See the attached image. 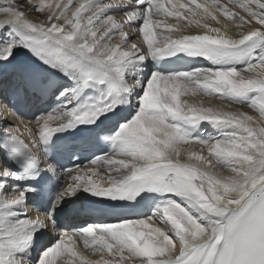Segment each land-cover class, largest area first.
<instances>
[{
    "label": "snow or ice",
    "instance_id": "snow-or-ice-1",
    "mask_svg": "<svg viewBox=\"0 0 264 264\" xmlns=\"http://www.w3.org/2000/svg\"><path fill=\"white\" fill-rule=\"evenodd\" d=\"M0 15V264H264V0H0ZM199 95L254 114L181 99ZM81 126L91 158L59 167L54 138ZM46 177L63 186L30 214ZM82 194L107 216L74 223L95 212L68 207Z\"/></svg>",
    "mask_w": 264,
    "mask_h": 264
},
{
    "label": "bare ground",
    "instance_id": "bare-ground-1",
    "mask_svg": "<svg viewBox=\"0 0 264 264\" xmlns=\"http://www.w3.org/2000/svg\"><path fill=\"white\" fill-rule=\"evenodd\" d=\"M117 2H120V0H117ZM173 2H176V3H181V2H187V0H173ZM198 3H204L205 0H197ZM70 15V13H69ZM31 19H33L34 21H40L43 19L42 16H39L37 14H33L30 16ZM119 18V17H118ZM3 19V16L0 15V20ZM162 19V17H161ZM169 21L172 20V18H168ZM189 34H194V33H189ZM218 100V99H216ZM189 103H193L191 101H188ZM195 103V102H194ZM223 103H225V105H227V102L226 101H223ZM228 106V105H227ZM41 108L42 106L40 107H37V108H33L31 109L30 111H27L25 113L26 115V118L27 119H34V116H35V113L38 112V111H41ZM230 108L234 109L236 108V110H239V111H243V112H248L249 114H254L253 111L251 109H249L248 107L246 106H239V105H232ZM225 110V109H224ZM233 111V110H232ZM40 113H38L37 115H39ZM53 127H55V125H53ZM209 131H211V129H209ZM181 149L183 152H188V151H192V152H199L200 150V146L195 144V143H190V144H186V145H182L181 146ZM182 159H186V157H182ZM217 171H221V169H219V167H217L216 169ZM100 174H104V169H100L99 170ZM63 177H60L59 180H60V188L63 186ZM13 183H17L16 181H13ZM30 194H28L29 196ZM86 197V194H82L78 200L75 201L74 204H69L68 207L71 208L73 206H84L86 208L87 205L85 204L84 202V199ZM32 201V196H29V203ZM29 212L30 214H35L33 211H31V208L29 206ZM92 216L89 214V215H84V216H81V217H77V218H74L73 222L74 223H78V222H82L84 220H86L87 218L90 219ZM75 249L77 251V254H78V257L79 256H83V257H87L88 259H95L96 257L93 256L90 251L88 249H85L82 242L81 243H78L77 245H75ZM71 258L68 257L66 254H61V257L58 258V261H57V264H61V261L64 262V264H69Z\"/></svg>",
    "mask_w": 264,
    "mask_h": 264
},
{
    "label": "rangeland",
    "instance_id": "rangeland-1",
    "mask_svg": "<svg viewBox=\"0 0 264 264\" xmlns=\"http://www.w3.org/2000/svg\"><path fill=\"white\" fill-rule=\"evenodd\" d=\"M182 100H188V101H191V102H195V103H200V102H203L205 106H213L219 110H230V111H239V110H235L230 108L229 106L225 105V103H223L222 100H216L212 97H205L203 95H199L197 97H182L181 98ZM38 113H35V115H37Z\"/></svg>",
    "mask_w": 264,
    "mask_h": 264
}]
</instances>
